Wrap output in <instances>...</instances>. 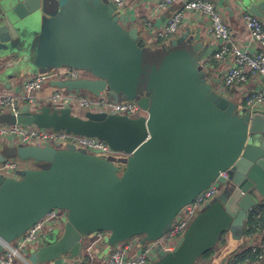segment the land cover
<instances>
[{
	"label": "water",
	"instance_id": "obj_1",
	"mask_svg": "<svg viewBox=\"0 0 264 264\" xmlns=\"http://www.w3.org/2000/svg\"><path fill=\"white\" fill-rule=\"evenodd\" d=\"M264 20V0H223ZM231 10V9H230ZM106 0H0V80L27 68L46 74L61 68L89 77L51 85L120 97L144 112L138 118L23 106L15 125L95 138L121 161L68 147L11 146L34 168L17 178L0 176V255L52 210L66 213L62 232L28 257L30 264H61L103 234L107 246L133 238L144 245L169 231L178 212L215 181L214 199L189 224L171 252L153 264H195L227 232L241 240L248 214L264 201V115L236 112L215 93L198 67L207 45L189 33L170 41L158 65H143L137 27ZM35 76V75H34ZM7 83L6 87H9ZM9 154L0 151V164ZM227 178L218 177L226 171Z\"/></svg>",
	"mask_w": 264,
	"mask_h": 264
},
{
	"label": "built area",
	"instance_id": "obj_2",
	"mask_svg": "<svg viewBox=\"0 0 264 264\" xmlns=\"http://www.w3.org/2000/svg\"><path fill=\"white\" fill-rule=\"evenodd\" d=\"M107 1L123 13L124 26L135 23L134 11L128 8L130 0ZM176 3L180 7L161 23L159 20L162 15ZM148 10L140 23L144 33L141 39L144 44L149 45L164 39H173L180 23L190 14L203 15L208 23L209 44L206 51L208 54L201 64L205 68L207 83L215 93L232 101L236 107H241L250 114L264 115V20L242 10L238 11L241 25L253 49L250 51L238 45L239 37L231 31L225 17L212 0H155L152 9ZM82 72L61 68L44 76L35 75L24 79L16 91L0 89V111L8 108L11 113L18 115L23 106L32 113L47 106L51 110L69 109L71 115L80 118L86 113H104L128 118L144 115L135 102H110L104 93L97 97H86L80 95L79 91L68 92L51 85L52 81L86 79L87 73L83 72L85 76L82 77ZM45 83H49L52 90L43 89ZM38 92L39 96L34 95ZM0 143L8 147L47 146L56 150H64L67 144H72L83 148L87 154L101 158L111 154L122 156L95 138L41 129L34 125L0 126ZM18 170V165L10 159L0 164V176L4 178L16 179ZM227 172L228 170L219 173L218 177L227 178ZM221 192L222 186L216 181L212 183L192 203L178 212L169 231L156 241L141 245L139 238H133L112 246L105 255L101 254V247L93 248L89 245L83 248L79 257H63L61 264H153L158 261L160 252L173 251L191 221ZM262 205L264 206V202ZM65 216L66 213L61 210L54 209L49 212L19 239L4 248L0 255V264H30L29 255L48 244L46 234L52 231L53 226L57 225L60 233L62 232ZM248 230V235L240 240V248L234 251L225 249V236L221 239L212 257L214 260L218 258L216 264H264V207L257 224ZM103 236L101 233L97 234L98 239Z\"/></svg>",
	"mask_w": 264,
	"mask_h": 264
},
{
	"label": "crops",
	"instance_id": "obj_3",
	"mask_svg": "<svg viewBox=\"0 0 264 264\" xmlns=\"http://www.w3.org/2000/svg\"><path fill=\"white\" fill-rule=\"evenodd\" d=\"M154 1L155 0H130L128 8L134 11V14H135L134 17L136 18V21L134 24L127 25V26L129 28L137 27L139 31L140 27L142 28V25L140 23L141 18L145 17L148 14L149 8L152 9ZM212 2L217 6L218 10L225 17L226 22L229 25L231 31L239 37L238 42H237L238 45L243 47L244 49L253 51L252 46L250 45V40L246 36L244 28L241 25L240 14H238V10L233 9L232 6H229V4L227 2L225 3L223 0H212ZM179 7H180V4L178 3L174 4L167 13L162 15L159 21L161 23L166 21L168 17L170 16L169 14L172 11L178 9ZM142 32H143V29H142ZM186 33H189L191 36H193L196 41H201L202 43H205L208 47V44H209L208 23L203 15L194 13L192 15L190 14L189 16H187L182 21V23H180L178 32L174 36L173 39L180 38ZM139 36H140V33H139ZM143 36H144V33H143ZM143 36L141 33L140 38H143ZM207 54L208 53L206 52L205 56L203 57L204 59L207 56ZM9 83H10V86L4 88L6 91L7 90L16 91V89L19 87V85L15 84L13 80L9 81ZM0 89L4 90L3 88H0ZM263 202L264 201L260 202L259 204H263ZM229 237L230 236H225L226 241H227V243L225 242L226 243L225 249L228 251H234L236 249H239L241 246L240 240H236L233 238V243L231 244ZM101 242H102V238L98 239L97 235L94 238L87 237L83 240V248L89 245L95 246L96 243L99 244ZM97 247H101V249L106 248L102 244H99ZM217 259L215 260L213 259L212 264L214 263L216 264Z\"/></svg>",
	"mask_w": 264,
	"mask_h": 264
},
{
	"label": "rangeland",
	"instance_id": "obj_4",
	"mask_svg": "<svg viewBox=\"0 0 264 264\" xmlns=\"http://www.w3.org/2000/svg\"><path fill=\"white\" fill-rule=\"evenodd\" d=\"M118 12L122 13L120 11H118ZM124 28L128 29L129 27L128 26H124ZM140 29H139L140 36H141V33H142V36H143L142 28L140 27ZM171 40L164 39V40H161L159 42H156V43H153V44H150V45L149 44H145L143 65H152V64L153 65H158V63L161 61V58L164 56L166 51H168L170 49V41ZM198 69H199L200 72L205 70V68L203 66H201V65H199ZM0 70H1V67H0ZM12 74H13V77L11 79H9L7 82L0 80V88L4 89L6 87V85H7V83H9V81H11V80H13L15 84L20 86L22 81L24 79H26V78L32 77L34 75H37V76L47 75L46 73L38 72L37 70H31V68H27V69L22 70V71H15ZM84 76L85 75L82 72V77H84ZM43 89L52 90V87L49 85V83H45L44 86H43ZM40 92L34 93V95L39 96ZM78 93L80 95H84L86 97H91V94L86 92V91H79ZM105 96H106L108 101L113 102V98L111 96H109V95L107 96V91L105 92ZM119 102H131V101L126 100L124 97H120L119 98ZM44 104H46V103H44ZM236 112L237 113H243L244 109L241 108V107H237ZM14 125H15V117L11 115V112H10V110L8 108H3L0 111V126H2V127H4V126L10 127V126H14ZM66 147L67 148L68 147H74L77 150L86 152L83 148H81L79 146H76V145L67 144ZM7 150L8 149H7L6 145L0 144V151H3L5 154H9V159L18 165V169L19 170L17 172H20L21 170H24L26 168H34L35 167V164L33 162H31V161H21L18 158H15L13 156L12 152L10 153V151H9V153H7L8 152ZM104 157L106 159L110 160V161H113V162L121 161L122 159H124L121 156L114 155V154L107 155V156H104ZM217 187L219 189V186H217ZM218 198H222V194L221 193H220V195H218L214 199H218ZM260 202H262V201H260ZM233 233L239 234L241 232H238V230H236L235 232L229 231V232L226 233L225 236H230L229 238H230L231 244L233 243V237H232ZM59 235H60V229H59V227L57 225H54L53 228H52V231L48 232L46 234V240L49 241V242L54 241L56 238L59 237ZM90 237L94 238V237H96V234H94V235H92ZM99 244H102V245H104L106 247V248H104V249H102L100 251L102 255L107 254V252L111 249L110 246H107L106 238L104 236L102 237V242L99 243ZM99 244L96 243L95 246H92V245L91 246L93 248H96Z\"/></svg>",
	"mask_w": 264,
	"mask_h": 264
},
{
	"label": "trees",
	"instance_id": "obj_5",
	"mask_svg": "<svg viewBox=\"0 0 264 264\" xmlns=\"http://www.w3.org/2000/svg\"><path fill=\"white\" fill-rule=\"evenodd\" d=\"M263 205L259 204L257 205L254 209H252L248 215V218L246 220V222L243 225V234L242 237H246L248 235V233L250 232L248 229H251L252 225H256L259 218L262 216V210H263ZM226 235V234H225ZM223 235L221 238H224ZM218 249V245L213 248L212 250L208 251L207 253L203 254L197 261L195 264H212V257L214 255V253L217 251Z\"/></svg>",
	"mask_w": 264,
	"mask_h": 264
},
{
	"label": "flooded vegetation",
	"instance_id": "obj_6",
	"mask_svg": "<svg viewBox=\"0 0 264 264\" xmlns=\"http://www.w3.org/2000/svg\"><path fill=\"white\" fill-rule=\"evenodd\" d=\"M87 77H89L88 73L86 74Z\"/></svg>",
	"mask_w": 264,
	"mask_h": 264
}]
</instances>
